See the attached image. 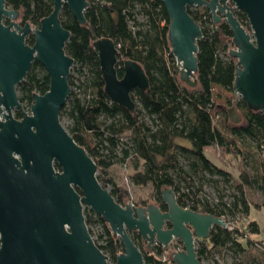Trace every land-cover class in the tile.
Here are the masks:
<instances>
[{
  "label": "water",
  "instance_id": "95a60500",
  "mask_svg": "<svg viewBox=\"0 0 264 264\" xmlns=\"http://www.w3.org/2000/svg\"><path fill=\"white\" fill-rule=\"evenodd\" d=\"M226 1L161 0L169 20L167 37L176 71L182 82L196 86L197 42L202 30L187 8L206 7L213 23L222 19L232 31L234 48L228 54L236 59L233 93L248 108L264 112V0H229L245 14L250 33ZM63 5L79 23L85 22L88 0H53L51 13L32 30L29 45L25 36L30 24L3 25V16L14 19L18 11L0 0V264H144L130 232L138 234L147 249L155 244L165 249L171 246L175 264H201L196 241L208 238L215 227L226 228L222 217L182 207L170 187L160 191L166 210L153 202L119 204L98 181L93 158L61 125L59 112L70 94L68 76L73 65L64 50L70 32L59 19ZM92 45L106 96L134 110L133 90L149 86L143 68L125 59L119 77L115 41L101 37ZM33 60L46 71L48 89L33 94L30 113L16 120L11 114V108L20 105L15 87ZM227 115L232 123L240 121L233 106L227 108ZM84 205L119 238L123 250L113 263L89 233Z\"/></svg>",
  "mask_w": 264,
  "mask_h": 264
},
{
  "label": "trees",
  "instance_id": "16d2710c",
  "mask_svg": "<svg viewBox=\"0 0 264 264\" xmlns=\"http://www.w3.org/2000/svg\"><path fill=\"white\" fill-rule=\"evenodd\" d=\"M5 5L17 10L23 22L37 27L40 20L51 13L53 0H5ZM137 6L148 22L145 32L132 31L128 26L129 20L135 19L133 14ZM187 11L202 30V37L197 42L195 87H190L179 79L167 37L169 20L161 0H88L84 23L74 19L67 6L63 5L59 19L62 26L70 32L64 46L65 53L73 59V64L87 66L90 72L83 76L78 85L68 76L70 94L66 101L69 108L64 103L59 115L67 109L72 120L68 133L93 158L97 166L98 181L105 187L111 185L109 192L119 204H125L126 192L110 178L105 179L104 175L115 161L120 134L129 132L132 151L144 164L143 170L135 171L131 175V181L135 185L150 183L152 191L148 194V199L153 200L161 210L166 205L161 201L160 191L164 187H170L182 207L225 219L224 209L232 218L235 215L246 218L245 226L240 227L235 222L236 226L233 227H215L208 238L197 240L196 254L201 261V256L211 254L213 248L227 244L241 246L237 233L245 236L247 243L260 241L264 245V239L258 238L261 230L253 216V211L264 210V205L249 202L243 194L244 186L256 185L263 189L264 195V112L248 108L243 99L234 102L229 100L227 105L233 106L235 111H239L241 107L245 109L243 113H239L240 121L232 123L227 115V107L216 109L212 100L213 85L232 90L236 63V59L228 54L229 47H233L232 31L224 22L212 24V17L205 8H187ZM236 17L249 29L242 11L236 12ZM101 37L110 38L118 45L116 70L119 77L122 76V61L125 59H132L140 64L148 77L147 89L135 88L132 92L131 96L135 101L132 111L110 101L104 92L98 57L92 45ZM25 42L32 44L33 37L27 36ZM219 51H223L227 59L220 58ZM38 68L41 70L43 67L34 60L24 80L16 88L19 99L27 105L32 101L33 93L42 94L48 89V75L37 71ZM74 87L81 89L82 96L74 92ZM145 114L152 120V124L145 119ZM100 115L110 117L113 121L102 128L98 121ZM241 137L256 142L253 147V178L240 172L235 186L238 195H234L229 205L220 202L218 205L221 210H216L218 205L213 208L214 206L202 202L191 190V205H186V194L179 192L171 171L177 165V147L188 150L199 161L192 164L195 171L200 167L211 174L223 175L224 172L204 156L203 150L216 143L225 147L226 152L237 155L242 151L238 145ZM175 138L188 141L190 148L179 146ZM121 151L122 160L127 157L129 150L121 148ZM177 175L187 188L192 189L189 174L180 169ZM77 191L80 192L78 189ZM142 203V199L137 202ZM83 214L87 226L93 223L101 225L102 230L98 236L101 242L93 240L108 261L113 263L117 254L123 250L119 238L112 234L108 225L91 209L85 207ZM88 230L92 236V231L89 228ZM130 237L139 247L144 264H175L171 257L166 262L161 261V256L166 252L165 248L155 246L147 249L135 232H131ZM235 264L250 263L239 261Z\"/></svg>",
  "mask_w": 264,
  "mask_h": 264
},
{
  "label": "rangeland",
  "instance_id": "374dc122",
  "mask_svg": "<svg viewBox=\"0 0 264 264\" xmlns=\"http://www.w3.org/2000/svg\"><path fill=\"white\" fill-rule=\"evenodd\" d=\"M133 17L135 19L129 20L128 22L129 28L132 31L140 30L145 32L148 28V22L146 16L141 12L138 6L134 10ZM249 31H251L250 27ZM230 47L234 48L232 46ZM218 56L222 59H227L223 51H219ZM38 70L46 73L44 68L41 70L38 68L37 71ZM89 72L90 71L87 66L81 67L79 63H76L71 66L69 76L72 77L74 84L78 85L83 79V76ZM73 90L78 96H82L81 89L78 90V88L74 87ZM16 91L17 95H19L18 90ZM241 99L242 98L239 95H235L232 90L219 85H213L212 87V100L216 105V109H222L224 107L229 108L230 106L227 105L229 100L234 102ZM65 104L68 109V101H66ZM26 109V111H28V108ZM67 109L59 115V121L61 125L69 131L72 127V120L68 115ZM244 111L245 109L241 107L239 111L235 112L240 115L239 113H243ZM145 119H147L150 124L153 123L152 120L148 119L147 115L145 116ZM98 121L100 122L101 127L104 128L107 124L112 122L113 119L106 117L105 115H100L98 117ZM175 142L179 146L190 148V144L184 139L175 138ZM238 145L241 147L242 151L237 155L226 152L225 147L219 146L216 143H212L205 148L204 156L209 159V162L212 165L221 169L224 172L223 175L211 174L207 170L201 169L200 167L195 171L192 164H194V162L199 163V161H197V159L188 150H182L181 147H177L175 152L177 165L171 171L174 175L175 184L179 187V192L186 194L184 198V203L186 205H191V192L189 190H191L192 193H195L202 202H206L211 206H214L213 208H215V206L220 202H225L229 205L232 202L234 195H238L235 186L239 180L240 172H245L251 177V179L253 178V175L255 174V163L253 160L255 155L253 147L256 146V142L251 141V139L247 137H241L238 141ZM121 148H128L129 150L127 157L122 160L121 158L123 154ZM116 154L115 161L106 170L104 178H110L116 186L121 187L126 192V197L124 199L125 203H130L131 205H141L137 204L139 199L144 200V203L142 204L150 201L153 202V200L148 199V194L152 191L150 183L145 185H135L131 181V175L135 171L143 170L144 164L143 161L140 158H137L132 151L129 132L120 134ZM180 169L191 176L192 189L187 188L184 182L177 177V172ZM107 188H111V185L109 184ZM243 194L249 202L264 205V195L261 187L256 185L253 187L244 186ZM85 207L87 206L84 205L83 210ZM216 210H221L220 205L216 207ZM222 210L225 213L224 220L227 226L230 225L233 227L236 226V223H238L240 227L245 226V222L247 221L246 218H242L240 215H235V217L232 218L233 216H231L229 212L224 209ZM253 216L261 230L258 238L259 240H262L264 239V210H254ZM243 223L244 225H241ZM87 227L92 231V238L101 242L98 238L102 230L101 225L93 223ZM244 237L245 236L242 237L237 233V238L241 246L227 244L224 247L213 248L211 250V254L201 256V264H235L239 261H246L250 264H264V245L261 244L260 241L256 243H247ZM172 250L173 248L169 246L164 254L168 255L172 252Z\"/></svg>",
  "mask_w": 264,
  "mask_h": 264
},
{
  "label": "flooded vegetation",
  "instance_id": "af4514ba",
  "mask_svg": "<svg viewBox=\"0 0 264 264\" xmlns=\"http://www.w3.org/2000/svg\"><path fill=\"white\" fill-rule=\"evenodd\" d=\"M226 4L228 5V6H230V7H232V8H234V5H233V3L231 2V1H229V0H227L226 1ZM202 8H205V9H207L206 7H200V8H192V9H202ZM11 9V8H10ZM208 11V10H207ZM238 11H241V10H238V9H236V8H234L233 9V14L235 15V17H236V12H238ZM208 13H209V11H208ZM237 18V17H236ZM1 22H2V24L3 25H8L10 22H12V23H14V24H16L17 26H19V27H24V25L26 24V23H28V22H23V20H22V18H21V15L19 14V12H18V14H17V16H16V18H14V19H9V18H7V17H5V16H3L2 17V19H1ZM220 22H224L222 19H221V21H219L218 23H220ZM240 22V21H239ZM247 22H248V20H247ZM225 23V22H224ZM212 24H215V23H213V21H212ZM249 25V24H248ZM243 26V25H242ZM244 27V26H243ZM11 28H13V29H15L16 31H17V28H15L14 27V25L11 27ZM30 32L25 36V39H26V37L27 36H32L33 37V33H32V30L35 28V26L33 25V26H31L30 25ZM245 28V27H244ZM246 29V28H245ZM249 33L251 32V31H249V29H246ZM26 43V42H25ZM27 44V43H26ZM29 45H31V44H29ZM34 61V60H33ZM33 61L31 62V65H32V63H33ZM30 68H31V66H30ZM30 68L28 69V71L30 70ZM27 71V72H28ZM27 74V73H26ZM26 76V75H25ZM25 76H24V78H25ZM24 78L20 81V82H22L23 80H24ZM19 82V83H20ZM18 83V84H19ZM18 84L16 85V87L15 88H17V86H18ZM17 90V89H16ZM16 93H17V91H16ZM33 94H40V93H33ZM33 94H32V101L30 102V104L33 102ZM17 97H18V102L20 103V105L19 106H17V105H14L12 108H11V114H12V116H13V118L14 119H16V120H21L22 118H23V116H24V114H29L30 113V109H29V107H30V104H25V103H23L20 99H19V95H17ZM26 108H28V111H26L27 109ZM53 168L55 169V170H59V167H58V165L56 164V163H54L53 162ZM151 202V201H150ZM147 203H149V202H147ZM153 203H155V202H153ZM163 210H166V208L165 209H163ZM138 235V234H137ZM142 240V239H141ZM143 241V240H142ZM144 242V241H143ZM178 242V241H177ZM179 244H180V247H182V244L180 243V242H178ZM159 246V245H158ZM153 247H155V246H153ZM161 247V246H160ZM163 248V247H162ZM169 257H171V253L170 254H168V260H169Z\"/></svg>",
  "mask_w": 264,
  "mask_h": 264
},
{
  "label": "built area",
  "instance_id": "2783aa9c",
  "mask_svg": "<svg viewBox=\"0 0 264 264\" xmlns=\"http://www.w3.org/2000/svg\"><path fill=\"white\" fill-rule=\"evenodd\" d=\"M191 9H192V8H191ZM117 48H118V45H117ZM263 149H264V146H263ZM154 246H158V245L155 244ZM161 261H162V262H166V261H168V255L163 254V255L161 256Z\"/></svg>",
  "mask_w": 264,
  "mask_h": 264
},
{
  "label": "crops",
  "instance_id": "0c3cea01",
  "mask_svg": "<svg viewBox=\"0 0 264 264\" xmlns=\"http://www.w3.org/2000/svg\"><path fill=\"white\" fill-rule=\"evenodd\" d=\"M208 146H209V145H208ZM206 147H207V146H206ZM206 147H205V148H206ZM205 148H204V150H205ZM204 150H203V152H204Z\"/></svg>",
  "mask_w": 264,
  "mask_h": 264
}]
</instances>
